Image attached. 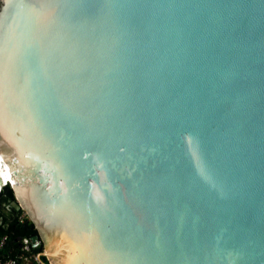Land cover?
Masks as SVG:
<instances>
[{"label": "water", "instance_id": "1", "mask_svg": "<svg viewBox=\"0 0 264 264\" xmlns=\"http://www.w3.org/2000/svg\"><path fill=\"white\" fill-rule=\"evenodd\" d=\"M0 150L50 264H264V0H0Z\"/></svg>", "mask_w": 264, "mask_h": 264}, {"label": "built area", "instance_id": "2", "mask_svg": "<svg viewBox=\"0 0 264 264\" xmlns=\"http://www.w3.org/2000/svg\"><path fill=\"white\" fill-rule=\"evenodd\" d=\"M13 187L5 161L0 155V197ZM27 221H30V217L23 212L20 222L24 224ZM12 239V234L0 236V264H50L45 261L43 253L35 250L32 238L18 239L15 242Z\"/></svg>", "mask_w": 264, "mask_h": 264}, {"label": "trees", "instance_id": "3", "mask_svg": "<svg viewBox=\"0 0 264 264\" xmlns=\"http://www.w3.org/2000/svg\"><path fill=\"white\" fill-rule=\"evenodd\" d=\"M16 201V196L13 190L7 189L0 197V236L3 237L12 234V240L15 242L18 239L33 238L39 234L36 226L30 221L22 224L20 218L23 211H18L13 207ZM38 253H43V249L37 250ZM48 263V259L44 258Z\"/></svg>", "mask_w": 264, "mask_h": 264}, {"label": "bare ground", "instance_id": "4", "mask_svg": "<svg viewBox=\"0 0 264 264\" xmlns=\"http://www.w3.org/2000/svg\"><path fill=\"white\" fill-rule=\"evenodd\" d=\"M1 151V150H0ZM17 191V190H16ZM18 193V192H17ZM18 197L20 198L21 202L24 204L23 200L21 199L20 195L18 194ZM25 205V204H24ZM26 206V205H25Z\"/></svg>", "mask_w": 264, "mask_h": 264}]
</instances>
